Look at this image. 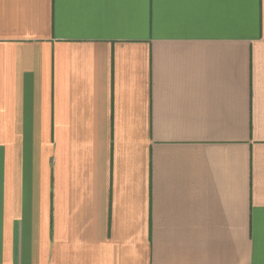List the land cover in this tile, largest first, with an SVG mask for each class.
Instances as JSON below:
<instances>
[{
    "label": "crops",
    "instance_id": "1",
    "mask_svg": "<svg viewBox=\"0 0 264 264\" xmlns=\"http://www.w3.org/2000/svg\"><path fill=\"white\" fill-rule=\"evenodd\" d=\"M0 264H264V0H0Z\"/></svg>",
    "mask_w": 264,
    "mask_h": 264
}]
</instances>
